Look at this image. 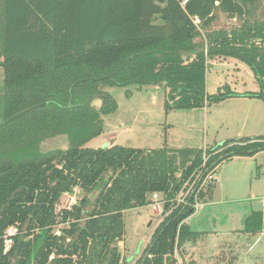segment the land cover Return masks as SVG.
I'll return each mask as SVG.
<instances>
[{
    "label": "trees",
    "instance_id": "1",
    "mask_svg": "<svg viewBox=\"0 0 264 264\" xmlns=\"http://www.w3.org/2000/svg\"><path fill=\"white\" fill-rule=\"evenodd\" d=\"M184 1L4 0L0 264H122L125 212L154 193L175 200L204 173L205 157V169H214L264 150V137L210 150L86 147L119 109L108 87L163 88L167 111L244 95L264 100V23L209 30L219 8L233 18L260 0ZM227 58L246 64L262 92L209 97L208 60ZM59 137L66 149L41 151ZM78 188L83 198L57 212ZM172 205L139 264H176V249L201 236L184 223L195 208ZM13 225L21 233L4 254L2 237ZM242 232L264 233V211H253Z\"/></svg>",
    "mask_w": 264,
    "mask_h": 264
},
{
    "label": "rangeland",
    "instance_id": "2",
    "mask_svg": "<svg viewBox=\"0 0 264 264\" xmlns=\"http://www.w3.org/2000/svg\"><path fill=\"white\" fill-rule=\"evenodd\" d=\"M241 16L232 18L219 8L209 30L233 31L244 24L264 23V0L246 7ZM2 52L0 34V63ZM4 78V69L0 66V123ZM105 89L114 97L119 109L106 118L103 131L86 143L91 149L121 145L152 150L164 146L210 150L233 141L264 137L262 99L227 100L222 105L207 101L199 109L167 111L163 88L129 86ZM205 90L212 97L229 93L259 94L262 87L246 64L227 58L225 61L208 60ZM67 147L66 137H59L42 144L40 149L49 152ZM213 172L216 186H210L207 181L202 184L194 200L200 207L184 221L201 236L196 242L176 249V264H264V233L251 235L242 232L245 219L253 211H264V150L252 156L233 155L221 161ZM71 194L62 196L57 212L66 209L71 198L77 203L84 196L80 188ZM151 198L148 197L145 206L124 214L125 235L123 242L118 244L122 264L133 256L129 264L140 263L157 228L167 216L153 212ZM62 228L63 225L56 226L54 232L58 233Z\"/></svg>",
    "mask_w": 264,
    "mask_h": 264
},
{
    "label": "built area",
    "instance_id": "3",
    "mask_svg": "<svg viewBox=\"0 0 264 264\" xmlns=\"http://www.w3.org/2000/svg\"><path fill=\"white\" fill-rule=\"evenodd\" d=\"M188 2V0H185L182 4L185 5ZM199 22V21H197ZM206 162H207V158H204V164H203V168H204V173H200L198 175V177L188 186L184 187L183 190L180 192V194L178 195V197L175 200L172 201H168L166 200V198H164L162 196V194L160 193H154L151 197V208L153 210V212L157 215H165V214H169L165 212V205L169 202H171L172 208H177L179 206H184V207H194L195 210L199 209V204L196 205H191V203L187 206V203L189 201V198L193 192V190L196 188V186L198 185V182L200 181L201 178H203V181L200 185V187L202 186V184L207 181L209 183L210 186H214L216 184V178L213 172V169H205L206 167ZM206 172V175H205ZM204 176V177H203ZM200 189V188H199ZM199 191V190H198ZM65 195H70V194H65ZM72 195V194H71ZM71 201L69 202V206L66 208L67 210H70L74 205H76V199L75 198H71ZM75 201V202H74ZM20 229L18 226H10L8 227V229L6 230L4 236L2 237L3 240V246H4V254L8 253L11 248L14 245L15 242V238L20 235ZM57 236L61 235V231H58V233H55Z\"/></svg>",
    "mask_w": 264,
    "mask_h": 264
},
{
    "label": "crops",
    "instance_id": "4",
    "mask_svg": "<svg viewBox=\"0 0 264 264\" xmlns=\"http://www.w3.org/2000/svg\"><path fill=\"white\" fill-rule=\"evenodd\" d=\"M3 9H4V0H0V34H3L4 32H3V28H4V15H3ZM26 19H28V18H25V20ZM35 19V15L34 14H32L31 16H30V18L28 19V20H30V23L33 21ZM1 61H3V59L1 58ZM244 95V94H243ZM235 99H251L252 100V97H248V96H238V97H233V98H229V99H226L225 101H223V102H221V103H217L216 105H222V104H224V103H226L227 102V100H235ZM258 99V98H257ZM258 100H260V99H258ZM262 101V100H261ZM260 109H261V111H262V114H264V106L263 105H261L260 106ZM250 139H252V138H250ZM239 141V140H238ZM172 148H174V149H180L179 147H173L172 146ZM215 175V174H214ZM257 175V174H256ZM216 178V177H215ZM216 183H217V180H216ZM215 186H216V184H215Z\"/></svg>",
    "mask_w": 264,
    "mask_h": 264
},
{
    "label": "water",
    "instance_id": "5",
    "mask_svg": "<svg viewBox=\"0 0 264 264\" xmlns=\"http://www.w3.org/2000/svg\"><path fill=\"white\" fill-rule=\"evenodd\" d=\"M217 163H215L214 164V166L216 165ZM212 169V168H211ZM205 175H206V172H205ZM204 177V176H203ZM255 177H256V168H255ZM202 181H203V178H201L200 179V181L198 182V185L196 186V188L193 190V192H192V194H191V196H190V198H189V201H188V203H187V206L190 204V201H191V199L196 195V193L198 192V190H199V188H200V185H201V183H202ZM184 208H186V207H184ZM193 212V209H190L189 210V213H192ZM151 224V223H150ZM149 224V225H150ZM140 248V247H139ZM139 253V249L136 251V254H138ZM148 256V253L146 254V256L145 257H147ZM133 258H134V256L133 257H131L130 259H129V261L128 262H131L132 260H133Z\"/></svg>",
    "mask_w": 264,
    "mask_h": 264
}]
</instances>
